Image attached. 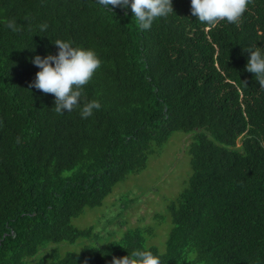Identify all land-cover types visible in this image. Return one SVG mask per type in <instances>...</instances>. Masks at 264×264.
<instances>
[{
	"label": "trees",
	"instance_id": "16d2710c",
	"mask_svg": "<svg viewBox=\"0 0 264 264\" xmlns=\"http://www.w3.org/2000/svg\"><path fill=\"white\" fill-rule=\"evenodd\" d=\"M190 6L172 0L173 14L141 30L130 8L95 0H0V264L89 236L71 219L143 171L174 132L192 133L191 175L166 206L163 253L137 228L34 264H110L136 249L162 264H264V89L245 71L246 50L264 51V0L239 26L211 30ZM56 40L102 61L80 106L63 115L52 94L28 87L40 71L33 58L56 55ZM92 100L101 108L81 119Z\"/></svg>",
	"mask_w": 264,
	"mask_h": 264
},
{
	"label": "rangeland",
	"instance_id": "374dc122",
	"mask_svg": "<svg viewBox=\"0 0 264 264\" xmlns=\"http://www.w3.org/2000/svg\"><path fill=\"white\" fill-rule=\"evenodd\" d=\"M191 139L192 133L174 132L159 153L148 156L143 171L128 175L112 188L101 205L85 208L71 219L74 228H90L89 236L73 242H48L24 264L50 263L53 254L61 258L68 252L119 242L125 233L137 228L147 231L145 247L163 253L172 227L166 206L185 188L191 175L188 154Z\"/></svg>",
	"mask_w": 264,
	"mask_h": 264
},
{
	"label": "clouds",
	"instance_id": "9594fccd",
	"mask_svg": "<svg viewBox=\"0 0 264 264\" xmlns=\"http://www.w3.org/2000/svg\"><path fill=\"white\" fill-rule=\"evenodd\" d=\"M95 3L107 11L116 7L130 8L141 30H150L155 20L173 14L172 0H95ZM251 3L253 0H191L190 14L209 30L221 22L239 26ZM6 27L14 32L20 30L15 21L11 20L6 22ZM40 28L44 31L47 25L43 24ZM53 43L58 48L56 55L33 58L32 63L40 71L36 72L34 81L28 87L43 94H52L55 97V112L63 115L80 106L84 87L91 82L102 61L93 50L73 47L70 41L56 40ZM246 51L249 59L245 71L254 74L260 88L264 89V51L259 47ZM100 108L96 100L85 101L80 113L81 119L91 117L94 110ZM110 264H162V261L150 250L136 249L124 257L113 256Z\"/></svg>",
	"mask_w": 264,
	"mask_h": 264
}]
</instances>
